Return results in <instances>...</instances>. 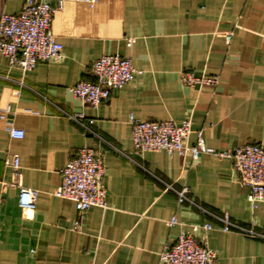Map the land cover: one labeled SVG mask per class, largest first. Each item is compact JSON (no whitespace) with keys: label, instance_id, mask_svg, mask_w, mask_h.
<instances>
[{"label":"crops","instance_id":"0c3cea01","mask_svg":"<svg viewBox=\"0 0 264 264\" xmlns=\"http://www.w3.org/2000/svg\"><path fill=\"white\" fill-rule=\"evenodd\" d=\"M24 3L0 0V17L19 13ZM52 30L64 46L61 62L24 72L0 55V110L11 109L7 120L0 117V264H159L182 232L204 223L215 227L206 238L216 264H264V202L252 210L233 161L136 154L129 123L131 114L140 121L191 120L189 145L203 131L215 152L264 146V0H102L94 7L68 1ZM128 38L137 39L131 48ZM104 55L131 59L137 73L92 108L70 90L94 81L91 67ZM185 71L219 76L220 84L188 87ZM79 113L85 124L94 120L92 132L70 119ZM8 123L24 137L12 138ZM84 147L104 159L108 208H91L75 230V204L54 193L61 171ZM14 157L18 169L7 165ZM167 185L188 187L210 214L180 206ZM21 187L40 192L28 214L19 206ZM225 214L261 236L222 232L212 215Z\"/></svg>","mask_w":264,"mask_h":264},{"label":"built area","instance_id":"2783aa9c","mask_svg":"<svg viewBox=\"0 0 264 264\" xmlns=\"http://www.w3.org/2000/svg\"><path fill=\"white\" fill-rule=\"evenodd\" d=\"M68 1L84 2L91 7L102 0H25L23 9L17 14H4L0 17V55L8 61L11 67H18L24 72L34 70L39 63H58L64 57V46L60 43L52 30L55 15ZM234 32L225 35L229 45ZM136 38H128L127 46L133 47ZM137 71L131 59L117 55H104L94 61L91 74L94 81H80L71 88V93L85 105L98 108L108 102L112 93L122 90L131 84ZM182 82L191 88L204 86H218L220 77H199L190 71L182 73ZM11 113L10 107L0 110V117L7 120ZM70 119L92 132L85 124L84 113L69 115ZM132 142L136 154L146 152H166L169 155H179L182 158L191 156L198 161L203 154H214L219 158L231 159L234 169L241 183L249 189L248 201L252 210L259 208L264 202V146L262 144L247 145L233 150L215 152L208 148L204 141L203 131L197 133V143L189 145V138L193 133L191 120L177 123L174 120L140 121L133 114L129 117ZM7 130L12 138L22 139L24 131L15 129L8 123ZM7 165L19 168V158L7 161ZM62 184L55 191L57 198L71 201L75 204L78 219L74 229L81 228L84 214L91 208H108V190L106 185V168L101 155L91 148H81L61 171ZM173 190L180 206L189 204L210 214L190 197V189L181 190L167 185ZM40 196L38 190L20 188L19 206L24 214L32 212ZM224 233L240 232L249 237H260L255 231L241 228L231 222L228 214L217 217ZM169 226L178 224L176 217L168 222ZM211 223H204L193 227V233L182 232L176 243L160 254L159 264H216L217 254L208 245L207 234L214 231ZM196 234H202L199 238Z\"/></svg>","mask_w":264,"mask_h":264}]
</instances>
